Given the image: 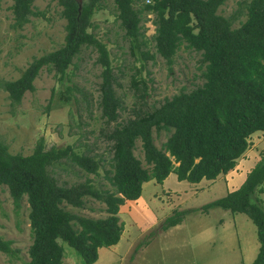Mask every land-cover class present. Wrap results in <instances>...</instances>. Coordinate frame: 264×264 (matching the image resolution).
<instances>
[{"label": "trees", "instance_id": "obj_1", "mask_svg": "<svg viewBox=\"0 0 264 264\" xmlns=\"http://www.w3.org/2000/svg\"><path fill=\"white\" fill-rule=\"evenodd\" d=\"M12 1L16 28L22 27L30 15L40 14L33 10V0ZM56 1L66 21L63 43L34 57L17 79H1L0 87L8 93L11 104H18L26 91L34 90L33 81L41 69L54 72L60 80L82 48L91 47L101 67L100 115L106 124L116 122L121 101L114 89L109 51L89 31L91 17L103 8L104 0ZM112 1L132 51L136 49L143 59H154L158 54L171 62L178 47L185 44L201 53L204 82L102 133L112 150L104 175L110 188H101L90 179L62 184L51 173L50 169L67 164L96 174L99 160L86 147L79 149L72 143L46 148L40 138L30 154H12L0 138V190L6 187L16 209L24 196L29 207L32 242L27 264H67L63 242L84 264L94 263L99 247L119 241L124 229L119 208L126 200L140 197L143 183H162L170 173H175L179 181L191 183L215 180L234 168L249 147L250 136L264 131V0H240L229 16L218 13L227 0ZM137 1H141L140 7L135 6ZM145 13L153 14L155 53L140 49L146 45L142 23ZM153 130L169 132L161 147L154 143ZM137 140L145 166L134 154ZM263 185L264 157L247 172L238 188L200 207L202 213L216 206L249 216L260 241L253 264H264V207L255 195L256 191L263 192ZM88 199L103 204L107 216L91 218L65 207L84 208ZM189 210L174 209L161 229L179 224ZM11 244L0 236V252L17 257L18 251Z\"/></svg>", "mask_w": 264, "mask_h": 264}, {"label": "rangeland", "instance_id": "obj_2", "mask_svg": "<svg viewBox=\"0 0 264 264\" xmlns=\"http://www.w3.org/2000/svg\"><path fill=\"white\" fill-rule=\"evenodd\" d=\"M238 1L227 0L219 7L218 13L229 16ZM12 2L0 0V80L17 79L34 57L58 48L65 34L66 21L60 15L61 7L56 0H33L32 8L40 14L30 15L20 28L13 26ZM102 4L103 8L91 17L89 31L109 51L116 80L114 89L121 101L116 122L106 124L100 115L98 86L101 67L96 64L97 52L91 47L82 48L60 80L54 72L41 69L33 81L34 90L26 91L18 104H11L8 93L0 87V138L10 153L30 154L42 138L46 148L75 143L79 149L86 147L99 160L96 174H87L67 164L50 169L62 184L90 179L101 188H110L104 175L110 167L112 150L102 133L117 123H124L136 113L151 110L166 98L181 91H190L204 82L205 65L200 52L181 44L171 62L158 54H154V59H143L136 49L131 50L129 40L120 29L113 1L104 0ZM135 6L140 7L141 1H137ZM152 19V13H145L142 21L146 45L140 49L149 53H155ZM237 25L236 22L234 26ZM63 96H68L69 100L65 101ZM168 135L167 131L157 133L153 130L155 145L161 147ZM249 139L247 156L242 155L237 160L236 166L241 170H248L255 161L264 157V132L257 131ZM134 154L145 166L139 140L136 141ZM223 177L226 178L227 174L214 181L202 179L200 183H191L179 181L175 173H170L162 183L154 180L143 183L141 198L125 202L119 208L118 216L125 230L119 240V249L125 256L123 260L118 258L109 264H132L131 260L139 251L147 252L149 249L148 256L157 255L154 259L158 260V264H197L195 258L201 248L198 237L202 230L200 225L207 224L215 229L221 217L235 219L232 237L235 249L210 244L201 257L205 259L208 254L213 259L208 258L203 264H253L260 241L256 225L246 213L233 214L215 206L209 209L207 215L201 214L203 204L224 196L230 190L229 176L227 180ZM230 177L237 176L233 174ZM256 193V196L260 194ZM258 197L264 207V191ZM65 207L91 218L107 216L104 205L93 199H88L81 209ZM174 209L199 210H189L177 227L162 230L163 220ZM28 212L25 196L16 209L6 187L0 190V236L11 240V247L18 251L15 254L17 257L0 252V264H27L28 248L32 242ZM62 244L66 263L84 264L73 248L64 242ZM102 252L99 259L104 257Z\"/></svg>", "mask_w": 264, "mask_h": 264}, {"label": "crops", "instance_id": "obj_3", "mask_svg": "<svg viewBox=\"0 0 264 264\" xmlns=\"http://www.w3.org/2000/svg\"><path fill=\"white\" fill-rule=\"evenodd\" d=\"M262 132H264V131H262ZM247 149L242 154L245 157L247 156V154H246ZM256 162L257 161H255L253 163V165L251 166V168H249L248 170H241L238 165L236 166V164L238 163L236 161V164H235L236 168H235V170L232 171L233 169H231L230 171H228L227 173H225V174H227V177L226 178H228V176L230 178V181L229 180L227 181L228 183H230V186H228V187H231L229 191H232V190H234V189H236V188H238L240 186V184L244 181L247 172L250 171L254 167V165H255ZM239 170H241V171L239 172V174H237V171H239ZM225 174L219 175L216 179H218L219 177L222 178V176H224ZM233 174L236 175L237 177L231 178L230 175H233ZM226 178L223 177V179H226ZM211 181H214V180H211ZM229 191H227V193ZM263 191H264V185H263ZM261 193H263V192H261ZM261 193L258 194V196H260ZM140 198H141V196L138 199H136V200H126L125 202L137 201ZM209 209H211V208H209ZM209 209H208V211H209ZM223 210L226 211L228 209H223ZM208 211L207 212H203L201 214L207 215L208 214ZM235 213H243V212H233V214H235ZM243 214H245V213H243ZM218 222H217V224H215L216 226L218 225L215 229H213L211 226H208L207 224L200 225V230L201 229L202 230L198 233V237L201 240V243H200L201 244V248H200V253H197V256L195 258L196 261H197V264H198V262H199V264H203V262L206 259H208V258L213 259L212 256H209L208 254L205 257V259H202V257H201V253L203 252V250L208 251L207 248L210 246V244H212L213 246L216 245V247H219V244H220V246H228V247H230V250H234L235 249L234 246H233V240H232V237H234V224H235L234 217H232L231 220H229V219H223L221 217V218H219ZM172 227H177V225L172 226ZM203 228H205V229H203ZM230 229H231V231H230ZM123 232H125L124 229H123ZM119 247H120V241H118L116 244L111 245V246H108V247H99L98 248L97 260L94 263H92V264H109L110 262L117 261L118 258H120L119 260H123L125 254L121 252V250L119 249ZM136 250H138V249H136ZM150 251H151L150 249L147 252H144L143 250L142 251H139V253H137L136 256L133 257V259L131 260L132 261V264H158V260H155L154 259V257L157 256V255H154V257L148 256V254L150 253ZM101 252L104 255L103 259H99ZM147 256H148V258H152L153 260H148ZM147 262H149V263H147ZM150 262H152V263H150Z\"/></svg>", "mask_w": 264, "mask_h": 264}]
</instances>
